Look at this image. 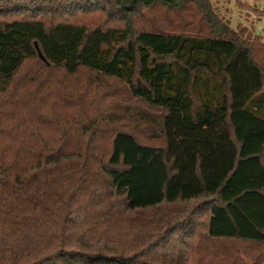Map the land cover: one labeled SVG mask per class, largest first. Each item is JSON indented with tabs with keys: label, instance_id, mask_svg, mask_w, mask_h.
Wrapping results in <instances>:
<instances>
[{
	"label": "trees",
	"instance_id": "trees-1",
	"mask_svg": "<svg viewBox=\"0 0 264 264\" xmlns=\"http://www.w3.org/2000/svg\"><path fill=\"white\" fill-rule=\"evenodd\" d=\"M245 33L213 0H0V264L263 262ZM108 79L129 95L110 111Z\"/></svg>",
	"mask_w": 264,
	"mask_h": 264
},
{
	"label": "rangeland",
	"instance_id": "rangeland-1",
	"mask_svg": "<svg viewBox=\"0 0 264 264\" xmlns=\"http://www.w3.org/2000/svg\"><path fill=\"white\" fill-rule=\"evenodd\" d=\"M217 12L222 18L227 21L232 27H237L242 30L245 29L244 35H249L253 40L264 42V15L260 13L264 10V0H213ZM152 15L164 25L171 24L172 15L167 13L164 9L155 10ZM159 22V21H158ZM84 73L80 75L83 77ZM102 89L109 93L107 96H102V101L108 111L112 110L114 105L125 106L127 104L128 90L124 83L108 79L102 83ZM48 133L53 134L55 129L47 130ZM236 246L233 243L230 244ZM248 264H255L253 259L247 258ZM258 264H264V261Z\"/></svg>",
	"mask_w": 264,
	"mask_h": 264
},
{
	"label": "water",
	"instance_id": "water-1",
	"mask_svg": "<svg viewBox=\"0 0 264 264\" xmlns=\"http://www.w3.org/2000/svg\"><path fill=\"white\" fill-rule=\"evenodd\" d=\"M40 55L43 57V54L41 53V51H40Z\"/></svg>",
	"mask_w": 264,
	"mask_h": 264
}]
</instances>
